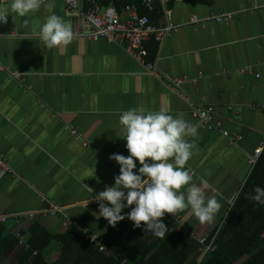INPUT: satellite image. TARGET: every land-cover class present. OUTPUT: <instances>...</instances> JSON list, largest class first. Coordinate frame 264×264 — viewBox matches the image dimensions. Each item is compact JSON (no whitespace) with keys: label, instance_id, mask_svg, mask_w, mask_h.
<instances>
[{"label":"crops","instance_id":"crops-1","mask_svg":"<svg viewBox=\"0 0 264 264\" xmlns=\"http://www.w3.org/2000/svg\"><path fill=\"white\" fill-rule=\"evenodd\" d=\"M87 8L83 0L76 9L47 0L25 17L12 14L0 25V156L14 171L0 169V215L8 217V223L0 224L14 236L18 229L25 231L26 241L35 221L53 235L64 233L62 217L46 216L56 204L77 223L83 220L84 226L99 230L104 240L107 220L95 215L94 199L87 206L84 201L114 185L119 165L109 157L129 155L119 116L142 108L198 125V134L186 138L194 149L185 167L192 182H207L206 198L215 196L221 207L211 223H201L190 208L163 216L170 218L167 233L198 241L195 235L211 234L233 208L251 172L248 157L264 140V0H169L176 29L162 42L152 38L146 43L159 47L145 65L118 44L74 36L90 30ZM223 12L234 18L190 23L193 15L206 19ZM52 13L70 24L73 38L49 49L39 29ZM154 25L163 28L167 19L163 15ZM149 62L159 76L147 70ZM174 79L184 82L176 86ZM200 107L211 109L218 129L199 127L192 111ZM224 131L242 139L230 144ZM27 213H35L36 220L18 218ZM173 217L185 228L179 229ZM123 222L130 232L133 222ZM20 249L2 256L0 264H22ZM45 251L54 264L62 244L52 241Z\"/></svg>","mask_w":264,"mask_h":264},{"label":"clouds","instance_id":"clouds-1","mask_svg":"<svg viewBox=\"0 0 264 264\" xmlns=\"http://www.w3.org/2000/svg\"><path fill=\"white\" fill-rule=\"evenodd\" d=\"M41 2L11 0L7 8L0 7V25L7 22L9 15L25 17L38 10ZM39 34L44 46L49 49L66 46L73 38L70 24L55 13L46 17L40 25ZM119 123L129 155H110L109 159L119 165L114 185L106 186L84 201L85 206L94 199L98 204V214L95 215L98 219H106L109 226L115 227L127 218L133 222L134 228L143 224L148 234L157 238H165L168 232L161 219L165 213L173 214L190 208L201 223L213 222L221 204L215 196L206 198L204 188L207 182H192L190 169L185 167L194 149V143L186 138L198 134V125L173 117L163 110L145 111L142 108L122 111ZM250 198L264 204V188L255 187ZM126 208L130 211L123 213Z\"/></svg>","mask_w":264,"mask_h":264},{"label":"trees","instance_id":"trees-1","mask_svg":"<svg viewBox=\"0 0 264 264\" xmlns=\"http://www.w3.org/2000/svg\"><path fill=\"white\" fill-rule=\"evenodd\" d=\"M83 1L87 5V0ZM142 1L97 0L103 8L114 6L119 12L125 6L134 4L138 6L141 16H147L151 23L157 24L164 15L162 4L155 0L154 10L149 11ZM145 46L148 51L146 59L154 60L159 44L153 42ZM257 186L264 188V151L224 223L221 227L218 224L209 234L211 238L218 231L216 249L203 257L199 240L190 241L187 234L173 231L166 233L165 238H157L148 234L143 224L140 228H134L132 224V230L127 232L128 227L123 221L115 227L108 225L109 229L103 235L104 245L112 252L104 254L85 239L82 232L85 221L81 220L64 233L56 235L40 222L33 221L27 230L29 238L19 250V259L22 264H51L46 259L45 250L56 240L62 244V254L54 264H264V204L250 198ZM169 219L166 216L162 218L167 228ZM22 233L26 234L25 231ZM19 247V239L0 224V258Z\"/></svg>","mask_w":264,"mask_h":264},{"label":"built area","instance_id":"built-area-1","mask_svg":"<svg viewBox=\"0 0 264 264\" xmlns=\"http://www.w3.org/2000/svg\"><path fill=\"white\" fill-rule=\"evenodd\" d=\"M10 0H0V3H6ZM47 0H42V2ZM68 7L76 9L80 0H62ZM164 8V17L167 19V25L163 28L157 27L151 23L149 17L141 16L139 14V8L136 5H127L122 12H119L115 7L110 6L103 8L97 0H87V11L84 13V19L88 24L89 31L87 33H80L74 36L85 37L89 40L98 41L104 39L109 43L118 44L122 46L128 54H130L139 63L145 65V60L148 56V51L145 46L152 38L157 42H162L164 39L169 37L171 33L176 29V25L172 22V13L167 8L169 0H159ZM143 5L149 10L153 11L155 6V0H143ZM234 18L233 13L223 12L217 16L210 18H200L196 15L191 16V24L204 23L208 20L215 19L218 23L227 22ZM147 70L155 76H159L153 63L146 64ZM184 79H174L172 83L176 86L181 85ZM201 113L204 115L202 116ZM192 116L198 120L199 127L206 130H214L220 127L214 119V115L210 108L200 107L192 111ZM75 133V131H73ZM224 136L229 139L230 144H236L242 139L241 136H232L227 131L223 132ZM264 151V140L260 142L259 146L253 151L248 157V163L250 164L251 170L260 160ZM0 169L7 173L13 174L14 171L8 165V163L0 156ZM46 216H60L63 218L64 228H69L76 225L77 222L73 219L67 211H64L63 207L56 204H51L46 211ZM229 214V211H228ZM227 214V215H228ZM226 215V216H227ZM19 219H25L26 221L33 222L36 220L37 215L35 213H27L20 215ZM174 222L178 224L179 229H184V222L180 221L177 217H173ZM225 219V218H224ZM224 219L219 223L220 227L224 223ZM0 223H8V217L0 215ZM82 232L85 235V239L88 243L98 249L104 254L110 253L109 249L104 245L102 233L92 227L82 226ZM17 239L20 241V246L26 244V236L22 233L21 229L14 231ZM218 231L212 235H204L202 237H195L199 240L202 245V257L208 252L214 251L217 247Z\"/></svg>","mask_w":264,"mask_h":264}]
</instances>
